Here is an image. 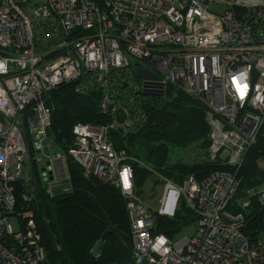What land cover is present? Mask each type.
Returning <instances> with one entry per match:
<instances>
[{
	"label": "built area",
	"instance_id": "2783aa9c",
	"mask_svg": "<svg viewBox=\"0 0 264 264\" xmlns=\"http://www.w3.org/2000/svg\"><path fill=\"white\" fill-rule=\"evenodd\" d=\"M136 69L154 77L139 79ZM66 83L101 88L110 119L74 124L61 154L48 136L49 100ZM167 86L206 107L207 158L219 165L178 185L166 180L157 214L172 216L182 201L197 215L189 234L173 238L155 232L127 155L110 138L144 119V92ZM263 128L264 0H0V264H49L35 208L40 191L70 189L67 156L119 189L142 264H264V231L244 232L253 194L264 222V181L228 207Z\"/></svg>",
	"mask_w": 264,
	"mask_h": 264
},
{
	"label": "trees",
	"instance_id": "16d2710c",
	"mask_svg": "<svg viewBox=\"0 0 264 264\" xmlns=\"http://www.w3.org/2000/svg\"><path fill=\"white\" fill-rule=\"evenodd\" d=\"M101 100V88L83 93L74 83H66L52 89L48 136L55 145L66 153L74 142L72 128L78 122H108L110 116L102 113ZM140 114L144 119L134 129L110 131L115 150H124L126 161L132 166L134 191L139 198L141 188L155 173L178 185L188 176L199 179L219 168L217 163L207 159L192 163L171 160L173 148L187 146L204 149L207 155L209 128L206 107L199 99L177 87L167 86L162 97L140 98ZM66 162L70 189L53 197L40 191L35 208L48 263L142 264L132 257L125 200L119 189L97 177L84 175L69 156ZM261 163L264 165V128L238 171L240 182L228 206L230 209H236V200L245 197L248 190L262 184L264 166ZM250 197L251 205L245 209L248 213L244 232L252 236L264 231V222L258 211L256 195ZM180 203L181 209L178 208L172 216L154 211L155 232L173 238L184 226L196 221L197 215L184 202ZM106 230L109 234L97 254L91 255L92 247Z\"/></svg>",
	"mask_w": 264,
	"mask_h": 264
},
{
	"label": "rangeland",
	"instance_id": "374dc122",
	"mask_svg": "<svg viewBox=\"0 0 264 264\" xmlns=\"http://www.w3.org/2000/svg\"><path fill=\"white\" fill-rule=\"evenodd\" d=\"M60 152L61 154H66L61 148L58 146H55L54 150L52 152ZM182 160L185 163H192L196 161H203L208 160L207 155L205 153L204 149H199L195 146H187L184 148H173L171 151V160ZM166 180L163 176L160 174L155 173L149 180L146 181V183L141 188L140 194L141 198L145 202L146 205H148L149 209L154 214V211L157 210L160 204V199L164 193ZM245 191V190H244ZM244 195H241L242 197ZM181 202V201H180ZM177 204V207L175 211H178L181 209V203ZM179 208V209H178ZM154 217V215H153ZM155 220V219H154ZM10 223L12 225V228L14 230L17 229L18 225L16 220L13 218L10 220ZM193 223L184 226L179 233H188L192 230Z\"/></svg>",
	"mask_w": 264,
	"mask_h": 264
},
{
	"label": "water",
	"instance_id": "95a60500",
	"mask_svg": "<svg viewBox=\"0 0 264 264\" xmlns=\"http://www.w3.org/2000/svg\"><path fill=\"white\" fill-rule=\"evenodd\" d=\"M136 77L139 79H150L153 78L154 75L150 73L149 71L143 70V69H136ZM144 95L146 96H157V97H162L164 95L163 91H159L157 93H147L144 92ZM109 234V230L104 231V233L101 235V237L96 241L95 245L92 247L90 254L91 255H96L103 240L107 237Z\"/></svg>",
	"mask_w": 264,
	"mask_h": 264
}]
</instances>
